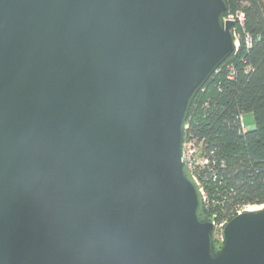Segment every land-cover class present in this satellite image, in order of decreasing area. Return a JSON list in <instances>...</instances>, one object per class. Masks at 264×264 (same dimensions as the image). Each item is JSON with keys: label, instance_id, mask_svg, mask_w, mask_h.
I'll use <instances>...</instances> for the list:
<instances>
[{"label": "water", "instance_id": "obj_1", "mask_svg": "<svg viewBox=\"0 0 264 264\" xmlns=\"http://www.w3.org/2000/svg\"><path fill=\"white\" fill-rule=\"evenodd\" d=\"M226 11L0 0V264H264V206L218 245L183 161L193 102L237 48Z\"/></svg>", "mask_w": 264, "mask_h": 264}, {"label": "trees", "instance_id": "obj_2", "mask_svg": "<svg viewBox=\"0 0 264 264\" xmlns=\"http://www.w3.org/2000/svg\"><path fill=\"white\" fill-rule=\"evenodd\" d=\"M225 17L244 14L236 25L239 47L195 98L185 142L192 140L223 164L217 181H204L205 213L230 221L238 210L264 206V0H225ZM253 113L256 130L240 118Z\"/></svg>", "mask_w": 264, "mask_h": 264}, {"label": "built area", "instance_id": "obj_3", "mask_svg": "<svg viewBox=\"0 0 264 264\" xmlns=\"http://www.w3.org/2000/svg\"><path fill=\"white\" fill-rule=\"evenodd\" d=\"M226 19L233 21L236 24H239L242 26L244 23V14L242 12H238L235 15H230ZM233 33H234V36L236 39L235 30ZM236 45L238 48L239 43L237 40H236ZM237 48H236V50H237ZM240 120H241V126H242L243 131L247 132L248 128L243 124L242 118H240ZM188 128L189 127L187 125L186 131ZM201 146H202V144L199 147L192 140L184 142L183 161L187 165V167L190 169L195 181L199 185L200 190H201L202 195H203L204 205H205L208 202V197H207V195L203 189V182L204 181H212L215 183L219 177V174H220L219 168L220 167L222 168L223 164L218 166V162L215 159L209 158L208 156H206L203 153ZM206 205L208 206V204H206ZM247 209L248 208L238 210L237 214L240 215V214L248 211ZM211 220L215 224L216 242L218 245H220L224 240V234H223L224 228L228 224L229 221L217 222L216 221V215H214L213 218H211Z\"/></svg>", "mask_w": 264, "mask_h": 264}, {"label": "rangeland", "instance_id": "obj_4", "mask_svg": "<svg viewBox=\"0 0 264 264\" xmlns=\"http://www.w3.org/2000/svg\"><path fill=\"white\" fill-rule=\"evenodd\" d=\"M242 120H243V124L247 128H250L252 126H255V118H254L253 113H250V112L244 113L243 114V117H242ZM258 208H261V207L250 206V208L248 207L247 210H255V209H258Z\"/></svg>", "mask_w": 264, "mask_h": 264}, {"label": "bare ground", "instance_id": "obj_5", "mask_svg": "<svg viewBox=\"0 0 264 264\" xmlns=\"http://www.w3.org/2000/svg\"><path fill=\"white\" fill-rule=\"evenodd\" d=\"M237 25V24H236ZM250 208V207H249Z\"/></svg>", "mask_w": 264, "mask_h": 264}]
</instances>
